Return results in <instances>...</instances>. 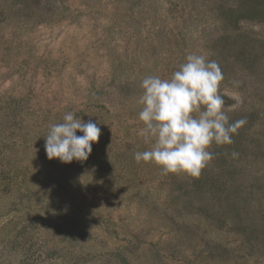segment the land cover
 <instances>
[{"label": "rangeland", "instance_id": "1", "mask_svg": "<svg viewBox=\"0 0 264 264\" xmlns=\"http://www.w3.org/2000/svg\"><path fill=\"white\" fill-rule=\"evenodd\" d=\"M193 53L247 123L165 175L134 159L140 85ZM69 112L101 135L64 164L44 138ZM0 264H264V0H0Z\"/></svg>", "mask_w": 264, "mask_h": 264}, {"label": "clouds", "instance_id": "2", "mask_svg": "<svg viewBox=\"0 0 264 264\" xmlns=\"http://www.w3.org/2000/svg\"><path fill=\"white\" fill-rule=\"evenodd\" d=\"M222 80L217 62L195 53L186 56L170 79L146 76L140 85V134L154 142L149 150L135 153L136 162L154 163L165 175L198 178L213 158L210 146L232 144V135L247 123L245 118L228 123L219 91ZM100 135L93 120L66 113L63 122L50 125L44 138L47 157L64 164L87 161Z\"/></svg>", "mask_w": 264, "mask_h": 264}]
</instances>
